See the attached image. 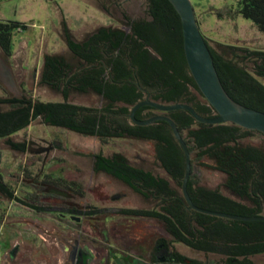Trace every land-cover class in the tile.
I'll return each mask as SVG.
<instances>
[{
    "label": "trees",
    "instance_id": "16d2710c",
    "mask_svg": "<svg viewBox=\"0 0 264 264\" xmlns=\"http://www.w3.org/2000/svg\"><path fill=\"white\" fill-rule=\"evenodd\" d=\"M145 4V17L125 13L123 27H100L82 41L74 40L65 26L66 43L76 63L62 55L45 54L40 75V84L61 94L62 100L0 96V139L19 150L11 137L40 120L51 127L96 137L106 144L112 139L151 141L157 163L167 177L132 165L121 152L95 153L94 170L153 199L156 205L152 209L131 212L158 220L173 241L216 256V264H257L255 258L264 255V221L232 220L190 209L182 190L185 153L170 124L157 121L141 126L130 118L133 107L147 96L163 104L185 103L204 117H216V110L190 72L179 13L169 0H145ZM234 9L264 34V0H238ZM197 21L200 26L198 17ZM27 28L26 24L0 20V51L5 59L14 54L15 33ZM225 47L226 51L219 52L209 45L223 86L235 101L264 112V49ZM90 93L100 98L98 105L82 104L72 98L73 94ZM156 115L158 110L151 106L136 113L139 120ZM162 115L176 122L189 147L192 167L199 164L223 173L224 186L239 198L234 200L219 189L203 186L191 175L188 191L195 205L240 216L264 215V145L243 143L263 133L244 130L233 123H200L186 110ZM20 147L24 152V144ZM13 194L0 172V195ZM184 260L181 257L179 262ZM192 264L207 263L192 260Z\"/></svg>",
    "mask_w": 264,
    "mask_h": 264
},
{
    "label": "rangeland",
    "instance_id": "374dc122",
    "mask_svg": "<svg viewBox=\"0 0 264 264\" xmlns=\"http://www.w3.org/2000/svg\"><path fill=\"white\" fill-rule=\"evenodd\" d=\"M191 1L200 28L215 50L224 52L227 50L226 45L264 49V34L259 32L250 20L235 11L238 0ZM125 13L132 17H145V0H0V20L28 26L26 30L15 33L12 58L5 59L0 51V96L31 95L44 102L61 101V94L40 84V75L45 54L62 55L71 63H76L67 46L64 27L70 29L74 40L82 41L100 27H123ZM72 98L82 104L100 103V98L93 93L73 94ZM30 138L60 141L63 148L52 153L46 170L69 180L81 181L84 187L107 182L108 188H112L108 175L93 171V155L100 152H121L129 157L134 165L167 177L165 170L157 163L153 142L127 138L112 139L106 144L96 137L51 127L40 120L13 135L11 140L21 143ZM243 143L263 146L264 136L255 134ZM0 150V172L13 186L19 184V176L41 166L39 158L12 150L5 140L0 142ZM204 162L212 164L209 160ZM192 177L203 186L219 189L230 195L223 187L225 175L221 172L196 164ZM113 185L117 186L115 183ZM132 198L135 204L141 207L153 208L156 205L155 202L145 203L144 197L138 194H133ZM4 200V197L0 198L1 213ZM179 248L190 259L207 264L217 263V257L214 255L200 253L181 244ZM255 261L257 264H264V255L256 257Z\"/></svg>",
    "mask_w": 264,
    "mask_h": 264
},
{
    "label": "flooded vegetation",
    "instance_id": "af4514ba",
    "mask_svg": "<svg viewBox=\"0 0 264 264\" xmlns=\"http://www.w3.org/2000/svg\"><path fill=\"white\" fill-rule=\"evenodd\" d=\"M15 144L19 150H12L39 158L41 166L19 176L18 185L9 183L14 194L4 197L0 212V264H192L196 260L184 255L181 243L173 241L158 220L131 212L152 208L135 204L132 195L138 193L124 182L96 172L94 166V173L109 176L112 188L107 182L84 187L81 181L46 170L52 153L63 148L56 139L30 138ZM224 185L225 181L223 187L231 195L227 196L239 200Z\"/></svg>",
    "mask_w": 264,
    "mask_h": 264
},
{
    "label": "water",
    "instance_id": "95a60500",
    "mask_svg": "<svg viewBox=\"0 0 264 264\" xmlns=\"http://www.w3.org/2000/svg\"><path fill=\"white\" fill-rule=\"evenodd\" d=\"M179 13L182 20L184 36V52L190 72L196 81L200 91L216 110L217 116L213 118L204 117L195 108L185 103L163 104L150 100L149 96L144 101L136 104L131 113V120L141 126H148L157 121H166L170 124L173 133L182 146L186 158V174L183 181V194L190 209L218 216L226 219L239 221L263 220L264 216H240L222 212L203 209L194 204L189 191L188 184L192 175V158L189 147L181 135L176 122L167 115H157L147 120H139L136 117L137 111L144 106H151L162 113L174 110L188 111L196 121L205 124H225L233 123L243 129L258 131L264 134V112L249 108L235 101L226 91L218 70L215 66L214 58L197 21L194 5L191 0H169Z\"/></svg>",
    "mask_w": 264,
    "mask_h": 264
}]
</instances>
